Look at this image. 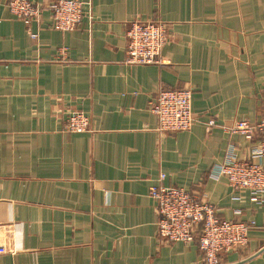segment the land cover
<instances>
[{
	"label": "crops",
	"instance_id": "0c3cea01",
	"mask_svg": "<svg viewBox=\"0 0 264 264\" xmlns=\"http://www.w3.org/2000/svg\"><path fill=\"white\" fill-rule=\"evenodd\" d=\"M0 0V264H202L196 241L157 236L160 174L248 224L220 264H264V204L216 167L247 140L226 128L264 117V0H82L77 27L26 26ZM45 6L47 0H33ZM167 25L160 63L128 64L131 21ZM34 34V36H31ZM64 48L65 54L60 56ZM190 88L197 121L160 132L150 104ZM88 131L64 130L68 111ZM215 125L207 128L208 121ZM264 167V158L255 160Z\"/></svg>",
	"mask_w": 264,
	"mask_h": 264
},
{
	"label": "built area",
	"instance_id": "2783aa9c",
	"mask_svg": "<svg viewBox=\"0 0 264 264\" xmlns=\"http://www.w3.org/2000/svg\"><path fill=\"white\" fill-rule=\"evenodd\" d=\"M82 0H47L45 6L33 0H8L10 13L26 26L39 21L44 9L50 15V27L71 31L80 23L86 10ZM126 62L128 64L160 63V53L166 41L164 21H131L126 30ZM34 36V34H31ZM60 56L65 54L64 48ZM190 88H162L150 104V112L157 118L160 132L188 130L197 121L191 108ZM207 128L215 125L210 120ZM89 116L81 110L68 111L64 130L71 133L88 131ZM247 140H258L246 158H238L233 151L216 167L214 175L224 176L234 191L246 190L255 204H264V167L257 158H264V117L258 122L236 120L226 128ZM160 174L151 186L149 195L156 204L157 236L164 242H197L202 264H220V254L245 248L248 244V224L239 218L224 219L217 215L213 204L203 201L195 193L182 187L165 185Z\"/></svg>",
	"mask_w": 264,
	"mask_h": 264
}]
</instances>
